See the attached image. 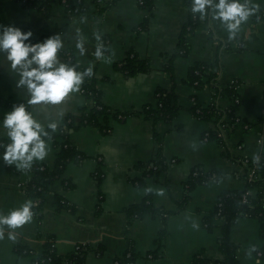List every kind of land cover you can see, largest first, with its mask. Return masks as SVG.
Returning <instances> with one entry per match:
<instances>
[{"label":"crops","instance_id":"1","mask_svg":"<svg viewBox=\"0 0 264 264\" xmlns=\"http://www.w3.org/2000/svg\"><path fill=\"white\" fill-rule=\"evenodd\" d=\"M237 2L247 14L233 17L231 23L236 26L232 28L216 14L219 0H211L203 11L194 10V0H153L150 9L137 0H116L101 11L92 0H80L79 12L72 17L58 0L48 14L20 0H0V36L12 27L25 34L21 39L30 48L46 44V36L58 41L57 48L70 50L77 63L94 68L96 86L108 108L134 112L109 117L108 132L95 125L68 130L67 139L83 160L65 166L38 215L30 214L15 226L0 224V264H34L46 239L61 256L76 244L86 245L83 264H114L127 251L133 254L127 264H195L197 255L211 264L223 260L220 222L215 220L216 225L207 229L203 219L221 192L245 189L239 160L254 158L264 144V0ZM191 14L196 21L184 36L188 50L178 51L181 31ZM57 48L55 68L63 64ZM10 51L0 47V138L14 143L6 119L23 105L36 122L32 127L40 126L35 143L42 142V154L28 159L34 143L23 157L6 160L0 155V216L29 206L23 185L37 164L53 165L57 149L42 134L66 129L65 117L78 116L88 106L81 80L74 81L58 101H33L27 79L21 83L25 64L14 65ZM128 52L147 59L149 65L133 79L115 68ZM169 62L171 73L166 70ZM196 64H205L212 74L209 83L204 75L199 87L189 81ZM28 67L39 65L33 61ZM232 81L238 82L240 122L227 131L223 143L203 140L215 123L198 118L192 107L211 102L221 110L232 107L234 96L227 92ZM157 89L173 93L177 113L170 121L153 120L140 111L155 104ZM158 159L165 164L157 172L145 173L143 165ZM195 169L210 172L211 177L195 185L179 207ZM55 195L70 210L58 207ZM146 198L157 212L129 217L127 208ZM229 239L239 264H264V236L257 219L237 217L229 228Z\"/></svg>","mask_w":264,"mask_h":264},{"label":"trees","instance_id":"2","mask_svg":"<svg viewBox=\"0 0 264 264\" xmlns=\"http://www.w3.org/2000/svg\"><path fill=\"white\" fill-rule=\"evenodd\" d=\"M23 5L27 7H35L40 9L45 14H48L50 5L55 0H20ZM62 3L69 17L78 14L79 4L75 3V0H58ZM116 0H101L96 2L92 0V3L96 8L101 11L106 9ZM139 3V0H137ZM142 3H139L141 6L150 9L153 3V0H141ZM227 2H232V0H227ZM239 14H237L238 16ZM196 17L191 14L189 21L184 25L179 41L178 51H187L188 45L186 44L185 34L191 31L194 27ZM49 37L46 36L43 41L48 42ZM63 58V65L68 69L74 70V72L81 77V89L83 95L89 100L93 101L92 106H87L83 111L78 115H68L65 117L66 129H61L58 133H55L51 130H46L42 137L47 138L53 142V145L56 147V155L54 163L51 167H48L44 164H37L32 171L31 178L25 182L23 189L26 195L33 199L36 202V205L33 206L31 215H38L41 209V206L45 200L46 194L50 191V186L58 180L65 166L69 162H80L83 160L82 154L68 141V130L70 128H75L79 125H95L100 127L103 132H108V119L109 117L119 118V115L123 117L128 114H133L134 112H117L108 108L101 100V91L97 88L96 74L94 68L90 66H82L77 63L74 59L70 50L59 49ZM103 52H106L105 48H102ZM171 61V60H170ZM149 65L148 60L140 58L133 52H128L126 56L115 64L120 72L126 75L127 78L133 79L138 73L147 71ZM166 70L172 72V64L169 62L166 66ZM207 75L208 78L205 82L209 83L211 80L212 74L209 73L208 66L205 64H196L192 67L191 73L189 75V81L192 84H195L197 87L201 86L204 83L203 76ZM238 82L234 81L230 83L227 88V92L239 98L237 94ZM156 102L154 105H145L141 108V112L144 113L145 117L152 118L153 120H168L170 121L173 116L177 113V108L174 103V97L172 91L157 89L155 91ZM0 104L3 102L0 100ZM236 105L232 107L221 110L218 106L211 102L209 105L203 107L198 104H195L192 109L193 113L198 118L213 119L215 125L220 121L224 115L227 116V120L223 121L224 127L228 130L236 124ZM210 138L216 139L219 142L223 143L222 139L216 138L215 131L210 132ZM37 139L34 138L29 145H33ZM158 140V137H157ZM9 145L10 142L0 138V155L3 156L6 160L9 159ZM262 151L256 155L253 160L248 159V169L244 168V179L246 181V187L242 191L231 190L223 191L219 194L217 202L215 204L212 212L203 219V226L207 229H211L215 224V220L219 219V227L221 230V237L219 238V250L224 255L222 261L214 262L213 264H239L235 257V246L229 239V228L231 224L235 221L237 217H253L258 220L260 224L261 234L264 236V144L261 145ZM158 154V153H157ZM240 164L241 161L239 160ZM163 160L158 159V162L149 160L143 167L149 166V170H146L145 173L151 174L152 172H157L159 168L164 165ZM247 166V165H246ZM154 167V168H153ZM250 176H255V180H250ZM211 177L210 172H206L200 169H195L191 172L189 180L185 184V193L183 199L179 204V207H182L183 204L188 200L190 190L199 183H205ZM68 186V183L66 184ZM255 188V194H251V189ZM244 199L246 201H244ZM54 203L58 206H65L66 202L61 199L60 196H54ZM70 210V208H68ZM129 217L140 218L145 213L155 214L157 209L151 206L148 198L143 200L139 204H134L127 208L126 210ZM163 217V223H164ZM163 233V232H162ZM86 245H80L78 249H73L71 252L67 253L64 256L58 255L55 251V247L50 239H46L43 244V251L40 255L34 258L35 264H83V259L87 251ZM18 248L17 251H23L24 253H29L28 249ZM129 252V251H127ZM122 254L118 259L119 264H127L128 261H131L133 258L132 252L130 256L126 257V253ZM195 264H211L209 261L204 260L200 255H197L193 258Z\"/></svg>","mask_w":264,"mask_h":264},{"label":"clouds","instance_id":"3","mask_svg":"<svg viewBox=\"0 0 264 264\" xmlns=\"http://www.w3.org/2000/svg\"><path fill=\"white\" fill-rule=\"evenodd\" d=\"M208 3H211V0H194L193 8L194 10L203 11L205 5ZM215 7L220 9L216 14L223 17L225 21H228L229 27L232 28L236 26L231 23L233 17H236L237 14L243 17L247 14V9L238 3L237 0H232V2L219 0V3ZM24 35L19 29L9 27L0 36V47H10V58L13 59L14 65L22 62L25 64L21 83H24L25 78L27 79V84L33 92V101L43 99L60 100L74 86V81L80 80L81 77L74 70L66 68L63 64L58 68L52 67L58 41L50 39L46 44L30 48L21 39ZM29 52L34 54L30 59L25 60L24 58L28 57ZM33 61H36L39 67H28ZM35 123L23 105L8 115L6 124L10 126V135L14 140V143L9 145V156L13 158L24 156L25 152L29 149L30 142L38 136L36 129L40 126L36 124V128H33L32 125ZM32 154H42V142L37 141L32 146L28 159H31ZM29 216V208L25 205L21 210L13 211L8 216H0V224L6 223L15 226L26 220Z\"/></svg>","mask_w":264,"mask_h":264},{"label":"built area","instance_id":"4","mask_svg":"<svg viewBox=\"0 0 264 264\" xmlns=\"http://www.w3.org/2000/svg\"><path fill=\"white\" fill-rule=\"evenodd\" d=\"M101 0H96V2H100ZM75 3L76 4H79L80 3V0H75ZM139 3H142V1L141 0H139ZM234 81H232L231 83H233ZM81 92H82V89H81ZM239 102H240V100H239V98H235L234 97V103H233V105H235V104H239ZM88 105L89 106H92L93 105V101L92 100H88ZM119 118H122L123 116L122 115H119L118 116ZM225 120H227V116L226 115H224V117L220 120V121H218V123L215 125V128H214V131H215V136H216V138H219V139H222V140H224L225 141V139L227 138V129L224 127V125H223V121H225ZM236 123H238V122H240V119H239V117L236 115ZM245 127H247V125H244ZM209 139H211L210 138V132H205L204 134H203V140H209ZM248 159L249 158H244V159H241L240 161H241V163H242V165H243V167L245 168H247L248 169ZM251 161L252 162H254V160H253V158L251 159ZM247 165V166H246ZM149 166H147L146 168H145V170H149ZM154 168V167H153ZM256 179V177L255 176H250V180H255ZM255 188H252L251 189V194L252 195H254L255 194ZM31 201H30V204H29V206H28V208H29V212H31L32 211V208H33V206H35L36 205V202L33 200V199H30ZM244 201H246L245 199H244ZM216 221H220L219 219H217ZM82 246V245H84V244H76L74 247H73V249H78L79 248V246ZM258 254L259 255H261V253L260 252H258ZM130 256V252H127L126 253V257H129ZM37 256H35V258H36ZM148 257L149 258H151L152 257V255L151 254H148ZM34 264H35V261H34ZM114 264H119V261H118V259H115L114 260Z\"/></svg>","mask_w":264,"mask_h":264}]
</instances>
